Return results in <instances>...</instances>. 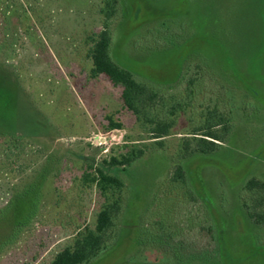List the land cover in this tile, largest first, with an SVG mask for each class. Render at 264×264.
Returning <instances> with one entry per match:
<instances>
[{
	"label": "rangeland",
	"instance_id": "1",
	"mask_svg": "<svg viewBox=\"0 0 264 264\" xmlns=\"http://www.w3.org/2000/svg\"><path fill=\"white\" fill-rule=\"evenodd\" d=\"M102 2L21 0L2 18L10 34L0 32V61L21 96L18 141L0 137V242L14 222L23 228L0 264H50L100 209L96 189L81 181L87 164L144 135L120 88L91 76L89 37L101 28ZM122 2L125 15L112 26L117 63L179 98L185 86H167L188 67L205 75L167 151L118 173L126 187L114 241L88 264H264V226L243 206L256 209L261 198L244 191L247 182H264V0ZM162 22L169 30L157 45ZM214 100L228 112V132L218 150L186 164L194 191L179 197L169 181L178 138ZM193 194L201 207H192ZM157 223L171 242L159 239ZM172 244L186 245L190 260Z\"/></svg>",
	"mask_w": 264,
	"mask_h": 264
},
{
	"label": "trees",
	"instance_id": "2",
	"mask_svg": "<svg viewBox=\"0 0 264 264\" xmlns=\"http://www.w3.org/2000/svg\"><path fill=\"white\" fill-rule=\"evenodd\" d=\"M102 3L100 9L101 28L89 37L91 46L88 55L92 61L91 76L93 78L103 76L113 86L120 88L123 107L135 117L141 133L144 135L137 140L130 139L129 143L119 148L118 153H113L98 163L94 160L88 161L81 181L84 186L96 189L99 199H101L100 209L96 213L94 224L78 228L70 243L55 254L50 264H88L112 245L116 221L123 211L126 187L125 181L118 173L120 171L127 172L134 164L149 154L155 155L167 151L166 138L174 134L173 131L179 117L187 114L189 109L193 108L192 104L196 102L194 86L198 78L205 75L200 65H197L195 70L188 67L179 76L180 81L177 84L167 86L178 89L179 85H184V91L179 98L178 93H167L162 89L165 86H158L117 63L112 56V26L119 17L125 15L123 2L122 0H103ZM18 4L21 5V0H0V32L6 38L10 33L7 32L8 26L2 18H10L11 14L17 10ZM168 30L167 24L162 22L160 28L153 32L156 34L155 44L163 43ZM1 49L2 46H0V53ZM6 62L0 61V137L8 135L12 142H17L16 132L19 124L21 94L17 83L11 80L12 75L4 67ZM227 113V110L221 109L219 102L214 100L201 111L200 121L202 123L197 124L193 117H188L190 124L186 132L181 133L178 138L169 175L170 185L174 190H180L176 193L179 197L180 194L187 191H194L186 164L198 156L209 155L221 147L229 129ZM109 128L121 129L122 125L111 121ZM244 191H255L256 194L261 195L256 209H250L251 207L246 203H243V206L248 210L250 220L256 224L262 223L264 226V182L253 178L247 182ZM190 198L192 207L196 204L202 206L194 194ZM158 223L156 229L160 231L157 233L159 239L167 241L169 239L171 242L174 237H168L163 230L164 226ZM22 228V223H13L8 238L0 242V253L13 244ZM157 246L163 248L159 244ZM168 247L173 252L181 251L183 256L180 257V253L178 256L183 261L190 260L188 255L191 251L186 245H180L178 249L174 244Z\"/></svg>",
	"mask_w": 264,
	"mask_h": 264
}]
</instances>
